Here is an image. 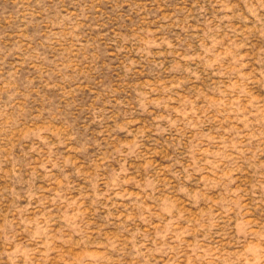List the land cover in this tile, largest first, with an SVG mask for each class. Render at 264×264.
<instances>
[{
    "label": "rangeland",
    "instance_id": "rangeland-1",
    "mask_svg": "<svg viewBox=\"0 0 264 264\" xmlns=\"http://www.w3.org/2000/svg\"><path fill=\"white\" fill-rule=\"evenodd\" d=\"M0 264H264V0H0Z\"/></svg>",
    "mask_w": 264,
    "mask_h": 264
}]
</instances>
